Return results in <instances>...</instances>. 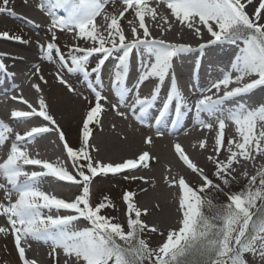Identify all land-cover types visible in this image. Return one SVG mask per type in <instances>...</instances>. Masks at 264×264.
Segmentation results:
<instances>
[{
  "label": "snow or ice",
  "instance_id": "snow-or-ice-1",
  "mask_svg": "<svg viewBox=\"0 0 264 264\" xmlns=\"http://www.w3.org/2000/svg\"><path fill=\"white\" fill-rule=\"evenodd\" d=\"M9 2L0 0V12L11 11L7 8ZM121 2L124 7L113 14L105 9L115 0H39L38 9L50 17L48 32L51 36L49 42L38 45L40 59L54 65V80L72 94L78 93L67 75L76 74L89 83L100 81L101 86L90 84L94 103L89 102L90 107L82 120L80 144L76 148L68 143L64 131L50 114L42 87L48 85V80L39 64L34 65L32 73L38 82L31 85L39 94L38 108L23 95L11 97L29 109L12 110V119L27 122L41 118L46 123L33 126L22 135L15 133L6 158L0 161V179L4 181L0 182V190L7 201H0V215L7 217L9 225L8 229L0 227V233L10 232L13 236L21 264H37L36 260L26 257L25 245L30 239L49 245L48 255L53 264H60V256L64 257L63 264H257V259L264 264V167L250 177L245 171L246 185L239 191L225 193L227 202L216 204L211 196L213 191L224 192L225 187L231 186L237 165L255 164L258 158L264 159V104L254 108L238 104L224 109L225 102L264 87V0H157L155 6L149 0ZM248 6L253 7L252 13L247 11ZM161 7H165L167 15L158 12ZM61 11L63 15L58 14ZM126 13L133 16V20L128 21V31L122 24L127 19ZM98 17L103 21L102 26H98ZM146 17L151 22H157L159 17L169 30L171 19L201 40L206 32L210 39L198 46L201 52L208 46L224 42H240L242 46L220 78L202 89L201 95L189 104L177 85L175 61L195 49L190 44L163 39V32L161 38H157L146 23ZM64 32L73 33L74 40L87 46L76 43L68 46L66 52L62 51L56 41L58 34ZM0 38L24 42L22 37L8 32L0 33ZM113 56L117 63L111 88L118 103L111 104V108L117 115L127 118V114L119 110L123 102L137 120L144 122L151 117L158 137L164 135L161 129L168 122L179 125L185 113H194L196 123L203 128L211 130L215 125L218 129L214 154L208 160L214 165L213 176L219 183L193 162L180 143L172 145L179 161L197 174L202 183L197 187L183 176L178 179L171 175L163 177L169 188L178 189L181 218L177 228L166 234L159 232L164 239L156 248L143 238L145 233H157L158 229L142 219L149 210L137 206L136 193L125 191L122 195L126 225L116 222V217L102 214L107 208H115L108 197L97 204L91 201L94 178L148 168L149 162L156 159L148 151L121 163H104L92 155L99 151L91 143L93 126L101 123L104 104L110 103L103 94L102 71ZM134 57L138 60L139 73L135 87H130L128 79ZM0 70L6 72L2 60ZM153 81L150 94L142 96L141 87ZM166 81H169V88L162 98ZM157 105L159 110L153 113L151 110ZM172 114L174 119L170 120ZM202 115L213 122L202 119ZM226 122L234 125L236 137L225 139ZM51 132L57 134L72 171L62 161L53 163L29 153L28 143ZM10 133L12 128L0 120V148L6 145ZM144 143L151 145L152 137H146ZM206 145L205 140L199 142L202 150ZM222 153L226 154L224 158H221ZM28 166L39 170L29 171ZM167 171L171 173L170 168ZM44 177L76 185L81 189L80 194L71 201L48 194L39 187ZM131 179L147 182L143 177ZM154 207L159 209V204ZM53 210L57 214L53 215ZM61 210L68 214H59ZM80 220L86 221L88 226L76 228L74 224Z\"/></svg>",
  "mask_w": 264,
  "mask_h": 264
},
{
  "label": "bare ground",
  "instance_id": "bare-ground-1",
  "mask_svg": "<svg viewBox=\"0 0 264 264\" xmlns=\"http://www.w3.org/2000/svg\"><path fill=\"white\" fill-rule=\"evenodd\" d=\"M23 1L24 0H10L7 8L11 11L4 12L14 14V16L18 17L25 25H28L31 28L38 29L40 32L46 34L45 32H43V30H45V28L49 26L48 21L44 19L43 15L38 10L24 5ZM149 3L155 6L157 0H149ZM123 7L124 5L122 4L121 0H118L116 2L114 11L111 8L106 11L116 14L120 10H122ZM247 11L249 13H252L253 7L248 6ZM158 12L164 15L168 14L165 10V7H161L160 9H158ZM58 14L63 15L64 13L61 11ZM125 15L127 19L123 20L122 24L125 27V30L128 31L130 27L128 21L133 20V16L127 13ZM97 22L98 26L103 25V21L99 17L97 18ZM146 23H149L152 34L157 38H161V32H163V39L172 43L190 44L194 49L199 48L198 46L200 44L205 43L208 39H210L209 35L206 32L203 33L202 40L198 39L193 32H191L187 28H182L178 23L174 22L171 19L168 21V23L172 24L170 30L168 29L167 24L163 20L159 19V17L157 22H151L149 18L146 17ZM2 28L3 27L0 26V32L2 31ZM234 45L238 46L239 48L242 46L240 42H237ZM206 49H208V47ZM0 54H4L0 56V60H2V62L6 65V72L4 70H0L3 73H17L18 75L25 74L37 81L36 77H34L32 73L35 70L34 65L39 64L43 74L45 75V78L48 80V85H42V87L47 96L49 111L50 114L53 115V117L56 119L58 124L61 123L67 126L71 120H77L78 117L82 116L84 111L82 100L77 94L75 95L68 93L60 85H58V83H56L52 76V70L50 68L51 64L47 61L41 60L40 56L36 55L32 49L13 44L8 45L4 42V39L0 38ZM209 54H211V51L208 52V55ZM182 55L188 62H190L191 60L194 61V58L196 57L192 52ZM220 62L223 64L224 61L222 60ZM111 64L112 70L109 73L111 77L108 81V90H103V94L108 97L110 103L104 104L105 110L103 112L101 123L99 124L98 129L92 138L91 143L99 149L98 152H93V157L94 159L100 160L104 163H121L127 159L136 158L143 151H148L153 157L156 158L155 160H151L149 162V166L151 167V169L142 170L141 168H138L136 170H130L124 173L110 175H112L113 177H116L117 175H123L127 177L135 176L138 178H145V180L147 181L146 183L141 181L140 179H136L137 181H139V187L136 190V194L139 195L137 206L142 210L145 208L149 210V214L147 215V222H149L151 225L156 226L158 229V232L154 233L153 235L155 237H161L159 235V232H164L166 234L168 230L177 228L179 226L178 222L181 218V212L179 211L178 207V189L169 188L167 184H165L163 177L166 175H171L178 179L180 176H183L190 184L196 183L195 174L192 173L189 169L186 170L187 167L184 166L181 161H179L174 153L172 145L177 142L180 143L186 150L189 157L193 160V162L196 163L200 168H203L205 170L212 163L210 160H208V157L214 154V140L216 131L218 129L215 125L211 130L203 128L198 125L196 121H194L192 123H189L190 125L184 127L181 131H170L167 135L164 134L163 136L158 137L156 134L157 127H155V130H153L154 128L152 129L151 126L148 125L146 119L144 120V122L137 120L133 113L129 110V108L123 104V102L120 103L119 110L125 112L127 114V118L125 119L120 117L111 108V104L118 103L117 97L111 88V78L115 67L114 62H112ZM137 65L138 60L135 58V63L132 65L130 74H134L136 81L139 73V68L137 67ZM229 66L227 68H225L226 66H223V68L227 70ZM188 69L190 68H187L184 65V62L175 61V76L177 85L188 102L193 103L194 100L201 95V90L196 91V93H194L191 97L189 96V92L193 88L190 87L189 83H186L187 80L191 79V75L189 74ZM203 75L204 79L202 82H206L208 80V75ZM184 82L185 84H183ZM191 82L194 83L193 81ZM153 84L154 83H145L140 89V94L142 96L149 95L151 89L153 88ZM135 85L136 83L130 85V87H135ZM191 85L194 86V84ZM210 85L211 83L208 84L205 89ZM168 88L169 85L164 84L161 93L162 98L163 93L166 92ZM255 90L256 89L247 93L246 95L248 96L244 98L245 102H248V104H250V108H254L260 104H264V92L263 94L256 95ZM262 91H264V89ZM238 99H240V97L234 98L232 101H237ZM253 100L255 101L251 103V101ZM19 103H21V105L19 104L20 110H29L27 109V106L22 102ZM130 103L131 99H129V104ZM238 104L242 103L231 104L230 108H233ZM191 114L192 116H194V113ZM206 117L207 118H204V120L210 123L213 122L207 115ZM0 118V120L3 121L6 118L10 119L11 116L3 113V115H0ZM27 122L30 123V126L26 129L21 128L15 132L10 133L9 140L12 141L15 138V133H20L22 135L25 131L30 130V128L33 126H40L41 124L46 123L43 122L41 118H32ZM236 135L237 134L235 133L234 125H232L231 122H226L225 139H232L236 137ZM149 136H151L153 139V143L151 145L144 143L145 138ZM35 140L40 141L37 147H33V150H35L38 155L43 154L40 159H46L50 162L56 163L57 161H54V157L56 156L55 158H57V156H59L60 154L57 147V141L51 136H48L45 139H43L42 137H38ZM201 140H205L207 142L206 149L202 150L199 148V142ZM30 154L34 156V154L32 153ZM224 155L226 154L222 153L221 158H224ZM108 156L110 157L109 159H104V157ZM3 159L4 157L0 155V161H2ZM262 167H264V159L258 158L255 164L249 162L246 164L242 163L241 165H237V171L233 175L237 179L239 177H243L246 179L247 177L243 175L245 171L249 176L252 173L256 174V172L261 170ZM28 168L33 170L38 167L28 166ZM169 168L171 169V173L167 171V169ZM42 179H52L51 181L56 183V181H54L55 178L52 177H44ZM58 185L70 187V185H63L59 183ZM47 187L52 189L51 186ZM142 189H146V191H142ZM74 193L75 192L73 191V189H70L61 190L56 194L59 196V198L63 199H68L70 197L69 200L71 201V197ZM0 199H4V192H2ZM156 204H159V209L154 207ZM59 214L66 215V213L63 212H60ZM5 218L7 222V217ZM75 227L80 228L77 225ZM153 244L159 245V242H153ZM43 260L44 258L41 257V261ZM257 264H260V261L258 259Z\"/></svg>",
  "mask_w": 264,
  "mask_h": 264
},
{
  "label": "rangeland",
  "instance_id": "rangeland-1",
  "mask_svg": "<svg viewBox=\"0 0 264 264\" xmlns=\"http://www.w3.org/2000/svg\"><path fill=\"white\" fill-rule=\"evenodd\" d=\"M23 3H24V1H23ZM38 3H39V0H28V3L27 4L24 3V5H26L27 7H31V8L38 10L43 15L44 19H46L48 21V23H50L49 22L50 17H48L47 15H45L43 12H41L38 9V7H37ZM115 6H116V2L114 4L108 3L105 10H108L111 8L114 11ZM5 12H7V11H5ZM5 12H0V26L3 27L2 31L0 33L8 32L10 35L20 36L23 38L24 42L21 43V42L11 40V39H4V42L7 43L8 45L13 44V45L22 46L24 48H30L33 50V52L36 55L40 56V49H39L38 45L46 44L51 39L50 33L47 32L48 26H47V28H45V30H43V32L46 33V34H44V33L40 32L38 29L31 28L28 25H25L18 17L14 16V14H9V13H5ZM73 35L74 34L70 33V32H64V33L58 34V39H57L56 43L60 46L62 51L66 52L68 46H71V45L76 44V43H80V46H82V47L87 46L82 41L74 40ZM239 49L240 48L238 46H234V49L232 50L230 57L232 56L234 58L235 55L238 53ZM50 68L52 70V76H53V73L55 71V67H54V65L51 64ZM18 77L20 78L19 87L16 88V90H13V95H16V94L23 95V97L25 99H27L35 107H38L39 94H37L31 86L33 83H37V81L35 79L31 78L30 76L25 75V74H21ZM66 78L69 80V82L77 90V93H78L77 95L82 100L83 108H84L82 116L78 117L77 120L76 119L71 120L67 126H65L64 124H61V123L59 124L61 126V129L65 133V136H66L68 143L72 147L76 148V147H79V144H80L82 120H83L84 116L86 115L87 110L90 107L89 102L92 101L94 103V95L92 94L90 84L92 86H95V85H94L93 81H91L90 83L84 82L83 80H81L80 76H78L76 74L67 75ZM58 85H60V84H58ZM60 86L64 90L67 91V89L64 86H62V85H60ZM263 89H264L263 87H259L256 90V92H257L256 94L257 95L263 94V92H264V91H262ZM43 95H44L45 100L47 102V96H46L44 90H43ZM84 97H87V100L84 99ZM19 104L21 105V103H19L17 101H13L10 98L9 99L3 98L2 104H1L0 115H3V113L10 115L11 111L14 109L20 110ZM1 111H2V113H1ZM102 116H103V114H102ZM102 116L100 119H102ZM3 121L5 123H7L12 128V132H15L21 128H23V129L28 128L30 126V123H28V122H21V121H17L14 119L11 120V118L10 119L6 118ZM98 126L99 125L93 126V136H94L95 132L97 131ZM258 129H259V124H258ZM93 136H92V138H93ZM51 137H53L57 141V147H58V150L60 152V154H59V156H57V158H55L56 156L54 157V161L59 160V161L64 162L65 165L68 167L69 171H72L71 164L67 160L66 154L63 152V148H62L61 143L58 140L57 134H54ZM11 142H12L11 140H8L6 142V145L4 147L0 148V155L3 156L4 158H6V154H7V151H8V148H9ZM91 142H92V139H91ZM33 143H34V141L27 144V149H28L29 153L34 154V157H36V158L42 157L43 154L42 155L39 154L37 156L36 151L33 150V147H32ZM38 145L39 144H36V147ZM92 155H93V153H92ZM109 158H110L109 156L104 157V159H109ZM183 168H185V167H183ZM141 169L142 170L143 169L148 170V169H151V167L149 166L148 168H141ZM28 170L31 171L32 169L28 168ZM33 170H39V168H35ZM186 170H188V169H186ZM214 171H215L214 165L211 163L204 170V173L210 179H213L214 182L219 183V181L216 180V178L213 176ZM252 175H255V173H252L248 177H250ZM125 177H127V176L117 175L116 177L115 176L113 177L110 175H101V176L94 178L93 183L91 185V201L93 204H97V203L103 201L105 197H108L110 199V201L115 205V208H107V209L103 210L102 214H104L106 216L116 217L117 218L116 222H119L121 224L126 225V219H127V217L125 215L126 205L122 200V195L125 191H132V192L136 193V190L139 187V181L133 180V179H131V177H128L127 179ZM248 177L246 179L243 177H239L238 179L235 178L234 180L231 181L230 187L224 188V192L213 191L211 193V196L213 198L214 203L221 204V203L227 202V196L225 195V193H231V192L239 191L242 187H244L246 185ZM195 180H196V183L191 184V185L198 187L202 183V181L197 174H195ZM0 182H4V181L2 179H0ZM59 183L67 184V182L65 183L63 181H59ZM47 186H51L52 189L48 188ZM39 187L43 191H45L46 193L51 194V195H55L58 198H59V196L56 193H58L59 191L73 189V191L75 193L71 197L72 200L75 199V197L78 194H80V191H81V189L76 185H74L73 188L72 187H64L61 185H56L52 182H48L45 179L41 181ZM222 187H223V185H222ZM2 192L3 191L0 190V196L2 195ZM13 199H15V194H13ZM69 199H70V197L68 199H65V200L70 201ZM138 200H139V195L136 194V196H135L136 203L138 202ZM0 201L7 202L5 199H0ZM61 212L68 214L67 212H65L63 210H61ZM52 214L55 215L57 213L55 210H53ZM5 219L6 218L4 216L0 215V227L8 229L9 225ZM142 219L146 223L151 225L149 222H147V215L143 216ZM80 227L83 228V227H86V225L85 224L80 225ZM153 234L154 233L147 232L144 234L143 238L148 242V244L152 248H156L158 245L153 244V242H159V244H160L164 238L155 237ZM28 245H30V247ZM25 247H26V257L28 259L36 260L37 264H46L48 262L53 263L51 257L48 255V253L50 252L49 245L44 243L43 241H35V240L30 239L28 241V244L25 245ZM34 257H36V258H34ZM41 257H43L45 261L44 260L41 261ZM58 259L60 261V264H62L64 257L60 256ZM249 259H251V257H249ZM0 264H21V262L19 261V258H18V253H17L15 246H14L13 236L10 234V232L0 233Z\"/></svg>",
  "mask_w": 264,
  "mask_h": 264
}]
</instances>
